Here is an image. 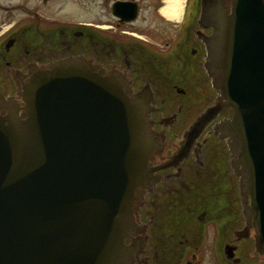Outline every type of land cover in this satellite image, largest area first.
<instances>
[{"label":"water","instance_id":"95a60500","mask_svg":"<svg viewBox=\"0 0 264 264\" xmlns=\"http://www.w3.org/2000/svg\"><path fill=\"white\" fill-rule=\"evenodd\" d=\"M198 22L210 30L204 69L229 110L221 136L264 167V0H200ZM118 79L62 59L0 104V264H135L127 240L156 142Z\"/></svg>","mask_w":264,"mask_h":264},{"label":"flooded vegetation","instance_id":"af4514ba","mask_svg":"<svg viewBox=\"0 0 264 264\" xmlns=\"http://www.w3.org/2000/svg\"><path fill=\"white\" fill-rule=\"evenodd\" d=\"M165 6L0 0V104L20 101L30 72L62 59L79 56L117 76L156 142L127 240L135 264H264V167L221 136L229 110L203 66L210 30L198 22L200 0H185L178 18Z\"/></svg>","mask_w":264,"mask_h":264},{"label":"bare ground","instance_id":"6f19581e","mask_svg":"<svg viewBox=\"0 0 264 264\" xmlns=\"http://www.w3.org/2000/svg\"><path fill=\"white\" fill-rule=\"evenodd\" d=\"M184 0H166L163 13L169 18H178Z\"/></svg>","mask_w":264,"mask_h":264}]
</instances>
